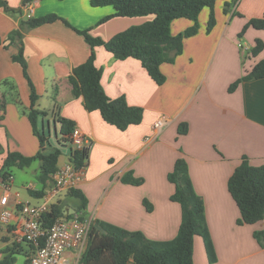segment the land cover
<instances>
[{
	"label": "crops",
	"instance_id": "obj_1",
	"mask_svg": "<svg viewBox=\"0 0 264 264\" xmlns=\"http://www.w3.org/2000/svg\"><path fill=\"white\" fill-rule=\"evenodd\" d=\"M6 1L10 10L0 6V166L7 151L32 156L40 149L29 120L31 84L21 63L13 58L20 42L9 39L10 33L29 18L28 10L25 0ZM31 1V17L57 14L61 18L25 29L22 41L28 75L38 94L35 107L47 112L41 118V132L61 139L59 117H66L92 141L85 175L74 188L88 198L86 218L139 230L150 239L175 238L182 207L171 200L175 184L168 173L176 160L185 156L195 191L205 202L217 256L211 261L204 239L196 236L194 263L264 264V247L254 236L256 230L264 229V220L238 224L241 212L228 187L244 155L254 165L264 163V77L244 80L229 91L230 85L264 55L247 59L255 40H264V30L249 27L244 36H239L251 18L263 16L264 0H239L228 13L225 4L231 0H217L216 25L210 32V9L203 8L199 30L184 40L183 53L174 62L161 65L167 77L162 85L151 78L139 59H119L104 46H97L96 64L103 69L106 93L111 98L125 96L131 105L143 108L141 121L127 129L108 122L101 110L87 109L84 98L74 95L70 76L91 53V46L76 28L108 40L152 16H112L101 23L114 13L112 6H93L91 0ZM193 25L188 18H177L171 24V33L177 35ZM159 119L165 122L161 130L155 129ZM181 122L189 124L186 134L179 133ZM51 145L55 146L53 142ZM61 149L59 166L70 160L69 142ZM35 162L38 165H33ZM15 168L7 202L13 217L8 225L0 222V262L14 253L13 264L17 254H25L27 261L33 253L29 243L17 240L22 231L20 204L40 203L51 189L49 181L44 196L35 197L29 192L44 188L38 178V160L19 168L33 178L23 179L20 185H16ZM131 170L144 179L141 185L122 181ZM69 191L58 202L69 198L79 208L80 201ZM4 192L0 186V198ZM145 199L152 205L151 210ZM3 207L0 204V209ZM65 210L71 211L67 207ZM65 256L72 264L80 261L74 250H67Z\"/></svg>",
	"mask_w": 264,
	"mask_h": 264
},
{
	"label": "trees",
	"instance_id": "obj_2",
	"mask_svg": "<svg viewBox=\"0 0 264 264\" xmlns=\"http://www.w3.org/2000/svg\"><path fill=\"white\" fill-rule=\"evenodd\" d=\"M31 0H25V3ZM239 0L226 2L225 12L238 3ZM217 0H91L93 6H112L114 13L104 17L100 22H105L112 16L135 17L152 16L144 23L132 25L106 40L100 36H94L90 30L76 31L82 34L91 46L88 59L76 66L70 76L75 96H82L85 106L89 110H101L105 119L119 127L127 129L137 124L143 116V108L131 105L125 96L111 98L102 84V67L96 64V47L104 46L114 54L116 58H137L146 68L151 78L162 85L167 77L161 69L164 62H174L177 56L184 51V38L198 32L199 16L203 8L210 9L207 31L210 32L216 25L215 5ZM0 6L7 10L11 8L6 0H0ZM177 18H188L194 21V25L186 31L173 35L171 24ZM61 19L57 14H48L42 17H29L21 22L19 29L13 30L9 39L20 42L18 53L13 56L14 60L21 63L26 77L29 79L31 93V111L29 120L33 132L40 142L39 151L32 156H26L17 151H7L3 164L0 166V178L6 179L13 176V168H25L34 161L40 162L39 180L44 184L41 190L30 189L32 196L42 197L50 181L53 185L52 175L58 170L59 158L62 154L61 146L69 142L70 160L78 166L88 165L89 149L74 148L71 142V134L74 130V122L66 117H59L61 123L60 146H52L48 138L41 132L38 126L39 117L47 112L35 107L38 99L33 82L28 75V64L24 55V44L22 41L23 31L43 23L54 22ZM249 27L264 30V14L253 17L244 26L239 36H244ZM0 37V44H1ZM264 53V40L257 38L254 47L247 55V59L257 58ZM264 77V55L246 73L233 82L229 91L233 92L244 80ZM189 124L181 122L179 133L186 134ZM70 135V136H69ZM69 136V137H67ZM168 179L175 184V191L171 200L179 202L182 207V221L175 238L170 240H155L148 238L139 230H128L102 219H92L89 241L86 249L80 257L83 264H195L194 263V241L197 235L203 237L209 259H217L211 231L206 217L205 202L195 191L188 161L180 156L174 169L168 173ZM122 181L133 185H141L143 178H138L134 172L128 171ZM228 187L235 199L241 215L238 224H255L264 220V163L254 165L247 155L243 156L242 162L235 168L229 178ZM69 195L80 201L79 210L82 218H86L85 210L88 206V198L79 189H71ZM149 210L152 205L147 199L144 200ZM65 211L63 202L53 206L51 212L44 215L45 225L50 226L54 220ZM255 238L264 247V229L254 232ZM14 253L6 255L0 264H13ZM25 264H30V258Z\"/></svg>",
	"mask_w": 264,
	"mask_h": 264
},
{
	"label": "built area",
	"instance_id": "obj_3",
	"mask_svg": "<svg viewBox=\"0 0 264 264\" xmlns=\"http://www.w3.org/2000/svg\"><path fill=\"white\" fill-rule=\"evenodd\" d=\"M28 17L34 12L32 1L25 4ZM165 125L163 119L155 123V129L161 130ZM71 142L74 148L87 150L92 141L80 128H74L71 134ZM87 165L78 166L71 160L59 166L52 175L53 186L37 204L22 202L19 212L22 218V231L17 237L20 242H27L33 247L30 264H72L65 256L67 250L77 253L78 261L87 247L89 241L91 220L83 219L82 213L64 211L50 226L45 225L44 215L51 212L53 206L66 191L75 188L82 181ZM13 183V176L6 179L0 178V186L6 191L0 198V222L8 225L13 217V211L7 207L8 191Z\"/></svg>",
	"mask_w": 264,
	"mask_h": 264
},
{
	"label": "rangeland",
	"instance_id": "obj_4",
	"mask_svg": "<svg viewBox=\"0 0 264 264\" xmlns=\"http://www.w3.org/2000/svg\"><path fill=\"white\" fill-rule=\"evenodd\" d=\"M200 17V16H199ZM200 19V18H199ZM199 24H201L200 23V20H199ZM215 27V26H214ZM213 27V28H214ZM188 36H186L185 38H184V40L187 38ZM185 42V41H184ZM178 57V56H177ZM169 63H171V62H169ZM165 74V73H164ZM41 118H42V116H40L39 117V122H38V126H39V129L41 130V123H42V121H41ZM53 135H54V130H53ZM48 138V140H50L51 141V143L53 142L54 143V145L55 146H60V142H59V140L55 137V135L52 137V138H50V137H47ZM185 157V156H184ZM186 158V157H185ZM33 165H38V162H35ZM189 165V164H188ZM14 175H15V178H16V185H20L21 184V182H22V180L23 179H26V180H28V179H33L30 175H27L26 173H24L22 170H20L19 168H15L14 169ZM64 206L65 207H67V209L68 210H71V211H74V212H77V213H81V211L79 210V208H77L73 203H72V201L69 199V198H67V200L66 201H64ZM197 236H199V237H202V236H200V235H197ZM203 238V237H202ZM195 242V241H194ZM25 261H26V255L25 254H23V253H20V254H17V260H16V262L14 263V264H25ZM78 264H82L80 261H79V263Z\"/></svg>",
	"mask_w": 264,
	"mask_h": 264
}]
</instances>
